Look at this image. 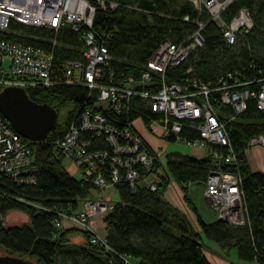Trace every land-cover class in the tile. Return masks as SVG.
<instances>
[{
	"label": "trees",
	"instance_id": "16d2710c",
	"mask_svg": "<svg viewBox=\"0 0 264 264\" xmlns=\"http://www.w3.org/2000/svg\"><path fill=\"white\" fill-rule=\"evenodd\" d=\"M114 1L119 3L115 11L96 10L93 28L105 39L111 56L108 69L115 73L116 78L130 75L138 80L142 72L148 70L146 61L161 40L168 38L180 42L196 28L192 20L197 11L189 0ZM240 8H246L253 21L249 31L240 36L235 44H227L217 25L212 21L207 22L202 31L203 46L192 51L184 63L168 66L166 81L184 85L196 77L215 84L229 72H240L239 80L254 75L264 60V0H235L222 14L224 20L228 22ZM186 15L189 21L183 20ZM203 19H207L205 14ZM10 28L17 33L41 38L21 37L6 32L0 35L45 48L51 46V31L13 20ZM83 47L82 30L73 31L64 26L57 36L55 62L83 60ZM188 67L192 68L191 73L186 72ZM151 75L157 85L159 74L151 72ZM23 90L33 102L54 107L57 122L45 141L28 142L37 168L36 183L16 186L8 182L5 189L11 196H0V247L6 249V253L31 259L36 264H61L60 258L67 259L69 264H110V261L112 264H123L119 255L128 256L134 264H210L203 252L204 243L200 233L194 232L186 217L164 198L167 184L175 181L208 240L216 243L225 253L235 249L240 261L264 264V170L252 172L245 155L250 137L260 134L264 137V110L258 109L253 99L248 101L246 110L232 120H227L231 115L230 108L213 100L214 106L226 115V131L237 157L248 223L234 226L217 219L205 221L196 210L187 189L191 183L205 181L213 168L210 156L195 158L169 152L165 154L164 167L160 171L163 182L156 191L145 188L131 191L125 181L116 185L119 200L104 218L106 241L111 248V251H106L101 245L89 242L90 233L80 230L82 241L77 242L72 228L55 226L54 213L38 210L15 198L22 197L46 208L55 204L77 209L82 201L90 197L91 184L74 177L64 168L62 155L54 144L65 133L72 113L82 108L88 100L87 89L57 85ZM68 106L71 109L64 120L59 121L58 111ZM132 108L134 110L127 116L130 120L140 116L143 123L148 125L152 119H160L137 98L132 100ZM109 119L113 124L122 125L126 116L111 114ZM180 136L181 139L193 140L198 133L183 130ZM22 139L27 142L24 137ZM159 159L160 155L155 156L156 164L160 167ZM223 168L235 171L232 167ZM12 210L25 211L29 222L19 226H3L1 217Z\"/></svg>",
	"mask_w": 264,
	"mask_h": 264
},
{
	"label": "built area",
	"instance_id": "2783aa9c",
	"mask_svg": "<svg viewBox=\"0 0 264 264\" xmlns=\"http://www.w3.org/2000/svg\"><path fill=\"white\" fill-rule=\"evenodd\" d=\"M197 15L192 20L195 30L180 42L165 38L151 52L140 78L120 75L108 69L111 58L102 34L93 28L97 9L115 11L119 3L114 0H0V33H13L21 37L38 39L36 35L17 33L10 22L51 31V46L45 48L4 38L0 35V91L6 87L22 89L50 88L57 85L85 87L88 100L68 120L63 136L54 141L62 155V165L72 175L91 184L94 194L82 201L77 209L53 205L46 208L38 203L15 197L18 201L44 212L55 214L56 227H79L90 233L89 242L99 244L111 251L105 235V224L97 228L93 223L96 216L102 221L112 211L115 202L109 196L116 185L125 181L130 190L145 188L156 191L162 184V175L155 156L160 153L140 134L136 121L127 116L133 111L132 100L137 98L151 112L160 116L144 126L152 137L161 142L180 140L191 148L202 150L210 156L213 168L203 182V198L214 212L216 219L229 225L241 226L248 223V214L241 188V175L237 167L226 122L247 108L249 100L264 110V60L250 77L238 79L240 72H229L215 84L192 77L186 84L168 82L165 72L168 66L186 61L189 54L204 44L203 28L214 22L227 44H235L239 37L249 31L253 21L246 8H240L226 22L222 16L235 0H189ZM207 19H203V15ZM183 20L189 21L186 15ZM64 26L73 31L82 30L84 47L83 60L55 62L57 36ZM45 39V38H42ZM151 72L159 74L158 84ZM187 73L192 72L188 67ZM213 100L228 106L230 117L215 107ZM71 106H68V110ZM124 114L122 125L113 124L109 117ZM154 126L157 130L151 128ZM183 130L195 131L193 140L181 139ZM27 140V139H26ZM0 113V196H11L5 189L6 183L16 186H31L36 183L37 168L28 147ZM264 146L263 135L250 137L245 151ZM68 165L74 169L69 170ZM232 167L235 171L225 170ZM71 168V167H70ZM213 172V173H212ZM168 187V184H167ZM123 264H134L124 255H119ZM112 264V262H109ZM237 264H251L240 261Z\"/></svg>",
	"mask_w": 264,
	"mask_h": 264
},
{
	"label": "water",
	"instance_id": "95a60500",
	"mask_svg": "<svg viewBox=\"0 0 264 264\" xmlns=\"http://www.w3.org/2000/svg\"><path fill=\"white\" fill-rule=\"evenodd\" d=\"M0 113L19 135L31 142L45 141L57 122L54 107L33 102L19 87H6L0 91ZM0 264L36 263L28 258L4 253L0 254Z\"/></svg>",
	"mask_w": 264,
	"mask_h": 264
},
{
	"label": "crops",
	"instance_id": "0c3cea01",
	"mask_svg": "<svg viewBox=\"0 0 264 264\" xmlns=\"http://www.w3.org/2000/svg\"><path fill=\"white\" fill-rule=\"evenodd\" d=\"M136 126H137L138 131L142 135V137L153 148H155V145L158 144V142H161L160 140L157 139V137H152V135H150L149 131L146 129V127L144 126L143 122L137 120L136 121ZM259 148H261V146H256V147L251 148V149L254 150V152L251 153V154L249 153L251 149L248 150V151H245V155H246V158L248 160V164H249L250 169H251L252 172H257V171L264 170V152H263L262 149H259ZM184 154H188V155H190L192 157H195V158H202V157L206 156L205 153L202 150L198 149V148H190L189 152L188 153H184ZM199 184L200 185L202 184V189H203V182L191 183L188 186L189 196L191 197L193 203L195 204L197 211H198L199 208H198V205L196 204V200L192 197V195L190 193V189L193 186H196V185H199ZM179 192L182 194L180 186L175 181H170L169 184H168V187L166 188V190L164 192V198L174 208L179 210L186 217V219L190 223V226H191L192 230L194 232L200 233V235L202 237V241H204L203 239H204L205 235L203 234V232L201 231V229L199 227V224H198V222L196 220L194 211H192L188 207V205L185 203L184 199L181 196H179ZM114 202H116V201H114ZM206 240L208 241V243H207L208 244V249H210V250H208V249L205 250V248H204L203 252H204L206 258L208 259V261L210 262V264H229L230 262H233V263H239L240 262V260L238 258H237V261L233 260L234 256L237 257L235 249H231L228 253H225L221 249H220V251L218 250L219 247L217 246L216 243L208 240L207 238H206ZM75 241H77V240H75ZM77 242H80V241H77ZM221 254H223L224 257H222Z\"/></svg>",
	"mask_w": 264,
	"mask_h": 264
},
{
	"label": "rangeland",
	"instance_id": "374dc122",
	"mask_svg": "<svg viewBox=\"0 0 264 264\" xmlns=\"http://www.w3.org/2000/svg\"><path fill=\"white\" fill-rule=\"evenodd\" d=\"M67 112H68V107L60 109L58 111V120L59 121L64 120ZM151 128H153L154 130H157L153 125L151 126ZM155 148L160 153V159L159 160L161 162V166L159 167V169H160V171H162V169L164 167L165 154H167L169 152H179V153H183V154L188 153L189 149L191 147L187 146L186 144H184L180 140H176V141H168V142L167 141L158 142V144L155 145ZM259 149H262L264 152L263 147H261ZM253 152H254V150L251 149L249 153L251 154ZM68 169L71 170V169H74V167L72 165H68ZM73 176L77 177L78 175L73 174ZM202 190H203L202 184L201 185L199 184V185L193 186L190 189V193H191L192 197L196 200V204L198 205V208H199L198 209L199 214L202 216V218L205 221L210 222V221L215 220L216 216H215L214 212L210 209V207L207 204V202L205 201V199L203 198V191ZM187 192H188V189H187ZM93 194H94V197H98L101 193L97 192V191L94 193V191H91L90 197ZM179 196H181L183 198L184 197L183 192H182V194L179 192ZM109 200L110 201L111 200L112 201L119 200L118 193L117 192L111 193L109 196ZM195 217H196V215H195ZM196 220H197V218H196ZM1 221H2L3 226H5V227L19 226V225H23L25 223H28L29 222V216L25 211L12 210V211L7 212L4 216H2ZM103 222L104 221H102L100 215L96 216L93 219V223H94L95 227H97V228L103 226V224H102ZM72 230L74 231V233H76L74 236V240L81 242L82 240H81V236H80V230H82V229H80L79 227H72ZM203 240H204L203 241L204 242V248L206 250V249H208V244H207L208 241L206 240L205 237ZM208 250H210V249H208ZM218 250L220 251V248H218ZM6 252H7L6 249H4L3 247H0V254H4ZM223 252H225V251H223ZM221 255H222V257H224L223 254H221ZM233 260L237 261V257L234 256ZM60 262H61V264H69V261L67 259H64V258H60Z\"/></svg>",
	"mask_w": 264,
	"mask_h": 264
}]
</instances>
